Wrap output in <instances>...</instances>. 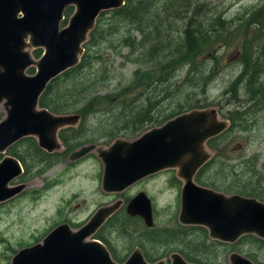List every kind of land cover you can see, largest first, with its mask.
<instances>
[{
    "label": "trees",
    "instance_id": "16d2710c",
    "mask_svg": "<svg viewBox=\"0 0 264 264\" xmlns=\"http://www.w3.org/2000/svg\"><path fill=\"white\" fill-rule=\"evenodd\" d=\"M209 1L125 0L123 7L103 12L84 45L81 62L55 78L39 101L40 107L55 114L80 115V124L60 132L63 152L49 154L33 138L21 141L28 143L24 150H17V145L11 147L8 154L21 162L25 175L44 174L84 145L117 138L134 139L149 127L161 126L193 109L210 107L207 94L216 73L214 66L208 64L216 59L219 47L232 45L236 40L242 48V57L232 92L237 94L239 105L228 109L227 117L232 129L236 126L246 129L243 123L248 122L252 105L253 112L264 109V3L248 12V24L254 30L251 39H243L244 36L237 39L238 28L235 22L231 23L234 19L229 22L220 15L211 18L199 13V5H208ZM193 3L195 6L190 9ZM73 13V7L66 9L63 26ZM239 18L243 20V16ZM120 26L124 27L123 33ZM40 55L41 50L34 51L35 57ZM128 65L134 67L130 75H127ZM112 80L114 84L117 82L116 86L102 94V90H107L102 85ZM241 90L244 99H239ZM98 115L109 116L107 122L101 121V126L92 129L90 118ZM225 135L208 142L216 153L200 169L195 181L216 191L238 193L264 202V172L258 167L260 156L257 163L244 158L239 164H230L222 148ZM233 179L247 184L246 189H237ZM177 181L173 179L174 185L181 186ZM257 182L263 186L255 187ZM103 229L104 232L117 230L119 235L129 238V251L139 247L150 263L179 253L195 264H227L230 252H240L256 264H264V258L257 253L264 252V240L255 235H245L234 244H226L210 239L203 227L179 224L177 218L171 226L149 228L140 217H132L122 208ZM94 239L107 245L115 261L125 260L118 257L101 232Z\"/></svg>",
    "mask_w": 264,
    "mask_h": 264
},
{
    "label": "water",
    "instance_id": "95a60500",
    "mask_svg": "<svg viewBox=\"0 0 264 264\" xmlns=\"http://www.w3.org/2000/svg\"><path fill=\"white\" fill-rule=\"evenodd\" d=\"M125 0H0V105L6 111L0 121V154L25 137H35L43 151L63 152L62 130L77 125L78 114L58 115L39 105V99L55 78L81 62L84 44L106 11L119 9ZM74 13L62 27L67 8ZM42 49L39 60L32 51ZM45 53V54H44ZM36 67L34 75L27 70ZM228 123L217 108L194 109L144 132L134 140L118 138L108 147L89 144L69 156L81 160L92 152L103 162L102 190L122 194L145 178L165 170H176L182 181L179 223L207 229L212 240L234 244L245 235L264 240V202L254 197L226 194L199 185L197 173L212 158L208 142L224 133ZM241 149V145L234 150ZM21 163L12 156L0 162V204L10 201L25 188L11 187L23 174ZM118 198L99 207L80 228L69 223L53 228L40 242L20 249L10 264H119L100 240L94 239L102 226L119 211ZM126 212L154 226L153 205L146 192L129 201ZM230 264H256L238 252ZM171 264H194L179 253ZM123 264L150 263L140 248Z\"/></svg>",
    "mask_w": 264,
    "mask_h": 264
},
{
    "label": "rangeland",
    "instance_id": "374dc122",
    "mask_svg": "<svg viewBox=\"0 0 264 264\" xmlns=\"http://www.w3.org/2000/svg\"><path fill=\"white\" fill-rule=\"evenodd\" d=\"M263 3L264 0H210L208 5L200 4L198 11L202 17L207 14L211 18L220 15L223 19H228L229 22L234 19L235 21H231V23L235 22V26L238 28L237 39H242L243 36V39L248 37L251 39L254 30L253 26L250 25V28L248 24L247 15L249 11H254ZM191 5L190 9L195 6L194 3ZM238 16H243V20L237 19ZM69 19L70 17L67 22ZM119 28L123 33L124 27L120 26ZM112 38L114 37H110V39ZM108 53L110 54V51ZM241 53L242 48L236 40L232 45L219 47L215 55L216 59L208 64L214 66V73H216L207 94L208 101L211 103L209 108H217L222 119L227 116L228 109L239 105V102L236 101L238 97L235 98L237 94L235 95L232 91L235 90L233 81L239 76L241 70ZM34 59L37 60V58ZM262 62L264 70V60ZM127 67V75H130L134 67L131 65ZM30 69L36 71L35 66ZM105 83L102 86L107 90H102V94L109 92V89L113 90L117 82L114 84L112 80L109 84L105 85ZM238 95L239 99L245 98L242 90ZM261 102L262 100L259 101V103ZM257 112H253L252 105L251 112L247 116L248 122L243 123L246 129L236 126L230 130V133L224 136L225 147L222 148L226 150L228 154L226 157L230 164H239L244 158L254 159L257 163L259 155L258 167L264 172V109ZM5 115V109L0 108V119ZM108 116L91 117L89 124L93 127L92 129H95L103 124L101 121L107 122ZM114 140L109 142L101 140V142L91 144L108 148ZM238 144L241 145V149L234 150ZM26 146L28 143L25 141L17 147V150H24ZM211 151L213 155L214 151L212 149ZM255 156L257 157L255 158ZM103 170V162L95 152H92L76 162L70 161L68 155L64 163L55 165L40 176L32 177L33 172L23 176L24 181L28 184L27 192L12 201L0 204V264H10L15 250L18 252L22 248L36 244L48 230L51 231L62 223H69L72 228L77 229L79 227H73V225L85 224L99 207L111 204L118 198L125 201L131 200L141 191L146 192L152 201L154 225L158 229L171 226L176 218L178 220L181 207V188L179 185H174L173 182V179H177L176 170L159 172L136 183L122 194H107L102 190ZM234 181L239 185V187L236 186L237 189L241 190V187L246 189L247 184L240 182L239 179H233ZM262 184V182H257L255 187H262ZM107 233L113 250L118 257H125L126 260L135 250L134 248L129 251L130 239L121 233L119 235L117 230L110 229ZM231 253L227 256V264H230L228 257ZM257 253L264 258V252ZM163 259L168 261L167 264H170V255ZM124 261H118V263L123 264Z\"/></svg>",
    "mask_w": 264,
    "mask_h": 264
},
{
    "label": "flooded vegetation",
    "instance_id": "af4514ba",
    "mask_svg": "<svg viewBox=\"0 0 264 264\" xmlns=\"http://www.w3.org/2000/svg\"><path fill=\"white\" fill-rule=\"evenodd\" d=\"M73 8H74V7H73ZM74 10H75V8H74ZM64 17H65V16H64ZM67 23H68V22H67ZM66 25H67V24H66ZM62 27H63V26H62ZM64 27H65V26H64ZM92 31H93V30H92ZM92 31H91V32H92ZM89 35H90V34H89ZM88 39H89V38H88ZM84 45H85V44H84ZM37 50H38V49H37ZM39 50H41V55H42L43 50H42V49H39ZM34 51H35V50L32 51L33 58H37V60H39L40 57H41V55H40V57H35V56H34ZM44 54H45V53H44ZM34 60H35V59H34ZM32 67H34V66H32ZM30 68H31V67H30ZM30 68L27 70V74L29 73V74L34 75L36 71L33 72V73H30V71L33 70V69H30ZM33 71H34V70H33ZM29 74H28V75H29ZM51 82H52V81H51ZM44 92H45V91H44ZM44 92H43V93H44ZM41 96H42V95H41ZM40 98H41V97H40ZM39 101H40V99H39ZM39 105H40V104H39ZM0 108H4V106H3V105H0ZM41 108H42V107H41ZM4 109H5V108H4ZM45 109H46V108H45ZM47 110H48V109H47ZM5 113H6V111H5ZM224 117H225V116H224ZM3 118H4V117H3ZM3 118H2V119H3ZM2 119H0V121H1ZM229 120H230V119H229ZM79 124H80V122H79L77 125L72 126V127L76 128V127L79 126ZM157 127H160V126L149 127V128H147L146 130H144V132L149 131V130L154 129V128H157ZM68 128H69V127H68ZM70 128H71V127H70ZM66 129H67V128H66ZM229 133H230L229 131L225 132V134H229ZM59 137H60V134H59ZM25 138H33V139L37 142V140H36L35 137H25ZM25 138H23V139H25ZM23 139H21L20 141H18V142L15 143V144H13L11 147H13L14 145H17V146L21 145V141H22ZM37 144H38V143H37ZM11 147H9L8 150H9ZM8 150H7L5 153L0 154V162L3 160L4 157H6V156H12V155H9V154H8ZM73 152H74V151H73ZM214 152L216 153V151H214ZM71 153H72V152H71ZM214 155H215V154H214ZM69 156H70V155H69ZM12 157H14V156H12ZM14 158H16V157H14ZM16 159H17V158H16ZM17 160H18V159H17ZM69 160H70V159H69ZM18 161H19V160H18ZM19 162H20V161H19ZM75 162H76V161H75ZM20 163H21V162H20ZM21 165H22V164H21ZM22 167H23V172H24V173H23L19 178H17L14 182H12V183L10 184V186H11V187H12V186H13V187H17V186H20V185H25V188L20 192V194H18L16 197H14L13 199H11L10 201H12V200H14V199H16V198L22 196L23 194H25V193L27 192V191H26V188H27L28 184H27L26 181H24V179H23V176H25V168H24V166H22ZM152 176H153V175H152ZM149 177H151V176H149ZM149 177H148V178H149ZM146 179H147V178H146ZM177 179H178V178H177ZM144 180H145V179H144ZM178 181L181 182V186H180V188H182V184H183L182 181H181L180 179H178ZM232 183L234 184L235 187H236V186L239 187L238 184H235V183H236L235 181L232 182ZM239 190H240V189H239ZM143 192H144V191H143ZM219 192H220V191H219ZM233 194H238V193H233ZM239 195H240V194H239ZM129 201H130V200H129ZM129 201H125V200H123L124 204H123L122 208H126V206L128 205ZM122 208H121V209H122ZM153 210H154V209H153ZM117 212H118V211H117ZM117 212H116V213H117ZM116 213H115V214H116ZM115 214H114V215H115ZM136 217H138V216H136ZM109 219H110V218H109ZM109 219H108V220H109ZM141 219H142V218H141ZM108 220H107V221H108ZM142 220H143V219H142ZM143 222H144V221H143ZM178 222H179V220H178ZM106 223H107V222H106ZM106 223H105V224H106ZM105 224H104V225H105ZM104 225H103V226H104ZM103 226H102V228H100V230H99L97 233L101 232V234L105 237V239H106L108 245L113 249V247L111 246V244H110V242H109V239H108V237H107V236H108V233H107L108 230L104 232ZM49 232H50V231H49ZM97 233H96V234H97ZM106 247H107V245H106ZM107 248H108V247H107ZM135 249H137V248H135ZM108 250H109V249H108ZM109 251H110V250H109ZM141 251H142V250H141ZM133 252H134V251H133ZM133 252H132V253H133ZM110 253H111V252H110ZM132 253H131V254H132ZM142 253H143V252H142ZM131 254H130V255H131ZM111 255H112V254H111ZM143 255H144V254H143ZM112 257H113V256H112ZM144 257H145V256H144ZM113 259H114V258H113ZM127 259H128V258H127ZM127 259H126V260H127ZM126 260H125V261H126ZM162 260H164V259H162ZM159 261H160V260H159ZM186 261H187V260H186ZM116 262H117V261H116ZM148 262H149V261H148ZM156 262H158V261H156ZM156 262H155V263H156ZM166 262L168 263V261H166ZM188 262H189V261H188ZM117 263H118V262H117ZM190 263H192V262H190ZM170 264H171V263H170ZM194 264H195V263H194Z\"/></svg>",
    "mask_w": 264,
    "mask_h": 264
},
{
    "label": "bare ground",
    "instance_id": "6f19581e",
    "mask_svg": "<svg viewBox=\"0 0 264 264\" xmlns=\"http://www.w3.org/2000/svg\"><path fill=\"white\" fill-rule=\"evenodd\" d=\"M240 92V91H239ZM209 108V107H208ZM207 109V108H206ZM194 110V109H193ZM221 117V116H220ZM223 121H226L227 123H228V127H227V129L224 131V133L225 132H227V131H230L231 129H232V123H231V121L228 119V117L227 116H225L224 117V119H222ZM147 132V131H146ZM214 154H215V152H214ZM214 154H213V156H214ZM212 156V157H213ZM212 159V158H211Z\"/></svg>",
    "mask_w": 264,
    "mask_h": 264
}]
</instances>
